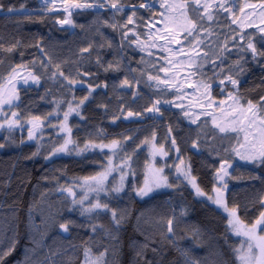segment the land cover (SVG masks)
Wrapping results in <instances>:
<instances>
[{
    "label": "trees",
    "instance_id": "16d2710c",
    "mask_svg": "<svg viewBox=\"0 0 264 264\" xmlns=\"http://www.w3.org/2000/svg\"><path fill=\"white\" fill-rule=\"evenodd\" d=\"M39 1L0 0V86L14 68H26L39 78L37 85L19 89V102L11 108L19 127L0 129V252L12 249L2 264H84L86 249L102 264H191L192 260L240 264L235 250L244 238L235 235L223 207L206 199L215 197L213 189L222 186L216 182L220 159L192 148L193 132L178 114L166 111L157 117L147 111L153 108L147 76L123 30L129 17H157L154 10L140 7L151 0H113L129 6L122 12L83 10L74 16V30L60 26L63 14L34 11ZM249 35L257 51H264L263 33L251 30ZM230 60L229 67L233 63L238 67L229 68L227 74L233 71L241 80L239 98L244 105L251 101L264 114V56L254 59L250 51ZM70 107L75 110L67 120L73 143L64 155L54 156L65 140L58 129ZM36 117L43 130L30 142L26 125ZM169 133L179 147L176 162L185 163L187 170L190 166L205 195H196L176 170L166 171L172 187L146 197L137 195L150 159V141L156 137L168 146ZM114 140L119 145L114 153L77 151L89 142L111 145ZM112 156L116 163L130 165L123 190L114 191L117 173L108 180L106 195H94L108 205L106 211L81 214L73 204L79 192L73 197L66 189L75 191L83 178L104 172ZM225 200L229 209L237 208L243 223L252 226L264 213V167L257 173L236 166ZM64 223L68 231L60 228Z\"/></svg>",
    "mask_w": 264,
    "mask_h": 264
},
{
    "label": "rangeland",
    "instance_id": "374dc122",
    "mask_svg": "<svg viewBox=\"0 0 264 264\" xmlns=\"http://www.w3.org/2000/svg\"><path fill=\"white\" fill-rule=\"evenodd\" d=\"M79 2L90 3L96 6L85 9H74L66 7L65 0H47V3L45 0H40L38 7L34 11L63 14L64 19H70L72 23H60V26L74 30V16L78 12H82L83 10L102 11L104 8L111 11L117 10L110 6L113 0H79ZM219 2L220 0H199V4L194 5L193 0L148 1L143 4L144 8L154 10L157 17L149 18L148 20H138L135 17V19H132L133 23L128 22L125 24L123 36H125V39L128 40L129 38L132 41L135 53L140 55L139 65L142 67V73L147 76V83L153 98L152 109L159 108L158 112L155 110L150 112L154 113L157 117L166 111L178 114L187 124L190 131L193 132V143L191 146L196 152L215 154L220 159L218 160L219 167L221 164H225V162L231 165L227 169L229 175L225 177L224 181L227 183L230 179L231 171L236 166L249 167L257 173L264 167V163L259 160L255 162L242 160L235 154L234 149H239L242 153H248L252 145L259 148L260 141L264 139L261 135L264 132V114L256 106L251 111L248 110L249 105H244L237 93L241 80L239 77H235L236 73L233 71L227 74L229 68L238 69L234 63L231 67L228 66L231 58L237 55L243 56L244 54H249L250 51H247V49L243 50L241 47L242 45L247 46L250 41L254 44L253 36L249 35L250 31L260 32L257 26L264 28V8L261 7V4H264V0H226L225 8L230 9L227 12L216 7ZM69 3H71V0H69ZM162 3L163 7L161 6ZM205 3L211 5L207 13H205L203 8ZM99 5H103V7H99ZM180 5H185L186 7L181 8ZM252 5L255 7H250ZM120 6L121 4H117V8ZM126 7L129 6L123 5V10H127L128 8ZM170 7L171 11L169 10ZM197 10L199 14H197ZM28 11V9L23 8L15 12L23 13ZM69 12L71 13L70 16H68ZM185 12L186 15L184 14ZM208 14H211L213 17L211 21L206 19ZM201 17L204 18L201 19ZM138 21L139 24L137 23ZM189 21H195L199 34L194 32L193 36L186 39L187 33L185 29ZM127 27L134 28L126 30ZM121 29L120 32L122 31ZM177 39L180 41V44H176L175 41ZM205 53H207V56H205ZM16 73H19V75H16ZM29 73L36 76L26 68H17L16 72H13L5 80L4 84L0 86V94H2L3 98H7L13 94L19 96V89L21 87L37 85L39 80L35 82L31 78L28 79L27 84L23 83L22 78L29 77ZM149 76L155 79L149 80ZM229 76L238 83L235 85L230 83L228 80ZM240 78H243V76ZM156 101H160V103L156 104ZM18 102L19 99L13 100L11 105L3 104L0 106V125H3L0 129L19 127L18 123L13 124L11 128L8 125L9 121L17 120L18 115L13 117L11 108ZM65 124L70 129L68 121H63L58 131L65 135V139H71V132L69 134L68 132L61 131V128ZM220 127L226 128L227 131L220 132ZM26 128H28L27 140L34 142L39 139L38 137L43 130V124L39 120H33L26 125ZM241 128H244L248 135L247 143L244 141L245 133L239 131ZM232 129H236V131H232ZM29 132L33 134V138L31 139L29 138ZM167 137L170 140L168 146L160 142L156 137L150 141L148 145L150 159L146 167L142 187L145 186V181L149 185H152L153 179L156 176L167 177V182L169 183L167 170L170 173L171 170H176V174L181 177H183L182 172L187 171L185 163L176 162L180 155L179 147L176 143L173 144V137L170 133ZM241 144H244V148H240ZM70 146L71 144L68 145V147ZM118 148L119 145L115 148L90 149L108 150L110 153H114ZM65 153L61 152L54 156L64 155ZM169 162L172 169L170 166L167 168ZM109 163L113 170L104 183V191H88V185H83V181L77 190H72L75 195L79 192V199L87 195L85 203L83 205L74 204L76 207L82 210V208L88 207L99 200L97 197L94 198V195H106L107 182L117 173V187H121V176H123L124 188L129 174V166H126L125 162L116 163L113 156L109 158L107 168L109 167ZM159 169H163V171L158 172L157 170ZM177 169L181 171H177ZM216 182L217 185L224 183L218 181V179H216ZM92 187H95V185L92 184ZM168 188H154L149 195ZM66 193L70 194L69 192ZM97 210L106 211V209H96L94 211ZM226 214L229 219V213L226 212ZM242 225L244 227L241 230V234L237 235L234 230L233 232L235 235L244 238L245 242L242 245L246 249L247 238L242 232L251 226L243 222ZM257 235H264V232L258 229ZM84 264H102V262L88 255V259L85 260Z\"/></svg>",
    "mask_w": 264,
    "mask_h": 264
},
{
    "label": "snow or ice",
    "instance_id": "6c2138e0",
    "mask_svg": "<svg viewBox=\"0 0 264 264\" xmlns=\"http://www.w3.org/2000/svg\"><path fill=\"white\" fill-rule=\"evenodd\" d=\"M45 2L47 3V0H45ZM225 3L226 0H220V2L216 5V7H218L219 9H223L224 11H230L229 8H225ZM193 4H199V0H193ZM65 6L66 7H71L74 9H85V8H92L96 5L90 4V3H80L79 0H71V3H69V0H65ZM110 6L112 8L117 9V11H122L123 10V5H121L119 8H117V4L116 3H110ZM162 7L164 6L163 3L161 5ZM0 7H3L2 5H0ZM99 7H103V5H99ZM140 7H144L143 4L140 5ZM181 8L186 7L185 5H180ZM211 7V5L205 3L203 5L204 11L205 13L208 12V9ZM250 7H255L254 5L250 6ZM261 7L264 8V4H261ZM169 10L171 11V7L169 8ZM7 11L12 12V11H17V9L14 8H8ZM241 11H243V9H241ZM186 15V12L184 13ZM197 14L198 10H197ZM71 13H68V16H70ZM163 15V14H162ZM204 17H201V19H203ZM207 20L211 21L213 19L211 14H208L206 17ZM128 22L129 23H133L132 21V17L128 18ZM59 23L61 24H71L72 21L70 19H64L59 21ZM258 30L262 33H264V28H259V26H257ZM187 35H186V39L187 37H191L193 36V33L196 32L197 34H199V29L197 28V25L195 23V21H189L187 24V27L185 29ZM126 35V34H125ZM262 40H264V37H262ZM176 44H180V41L177 39ZM247 49L251 51L253 58L255 59L257 56H264V51H260L258 52L255 45L253 43H251V41L247 44ZM85 51H87V49H85ZM182 51V49H181ZM197 55H199L197 53ZM205 56H207V53H205ZM237 64H239V61H237ZM20 67V66H17ZM107 70V69H106ZM242 71V69H241ZM13 72H16V69H13ZM16 75H19V73H16ZM62 75V73H61ZM31 78L33 81L38 82L39 78L36 76H33L31 73H29V77L27 78H22L23 79V83L27 84L28 83V79ZM149 80L155 79L154 77L149 76L148 77ZM228 80L230 83H232L233 85L237 84L238 82L234 79H232L230 76L228 77ZM74 83V82H73ZM124 85H128V81L125 80ZM165 83H167V81H165ZM221 83H223V81H221ZM106 87V85H104ZM14 87V86H13ZM19 96L18 95H10L7 98H3L2 94H0V106H2L3 104H9L11 105L13 100H18ZM85 99H87V97H85ZM261 102L264 103V97L261 98ZM82 103V101H81ZM156 104H159L160 101H156ZM248 105L249 108L248 110L251 111L253 107H255L254 105H252L251 101H248ZM159 111V108L156 107L154 109H148L147 111ZM74 111V109H72L71 107L69 108V112L64 113V120L67 121L68 120V115L70 112ZM129 116H133L134 113L129 112L128 113ZM13 117L17 116L16 112L12 113ZM36 120H39V117L34 118ZM19 123V121L17 120H12L8 122L9 127L11 128L13 124ZM0 127H3V125H0ZM61 131H65L68 132L70 134L71 129H69L67 127V125L65 124L62 128ZM220 132H226L227 129L224 127H220L219 129ZM232 131H236V129H232ZM240 132H244V141L245 143L248 142V135L245 132L244 128L239 129ZM262 137H264V132L261 133ZM29 138H33V134L32 132H29ZM173 144H175V140L172 141ZM73 141L69 138V139H65L64 143L56 148L53 151V155H56L58 153L61 152H68V145L72 144ZM118 145V141H112L111 145H104V144H92V143H86L84 145L83 149H77L78 153L83 152L85 150H88L90 148H107V147H111V148H115ZM195 146V145H194ZM0 147H3V145H0ZM240 148H244V144L240 145ZM162 151V150H161ZM235 154L237 156L240 157V159L242 160H247V161H252L255 162L257 160H259L260 162L264 163V139H262L260 141L259 144V148H257L255 145H252L251 150L248 153H242L239 149H234ZM162 154H166V153H162ZM125 165L129 166L127 161H125ZM231 167V165H228L226 162L225 164H221L220 169L217 171V179L220 182H224L225 181V177L229 175L228 173V168ZM112 167L111 164L109 163V167L104 171V172H100L97 173L94 176H90V177H85L83 178V185H88V191H104V183L107 180L108 175L111 174L112 171ZM158 172H162L163 169H159L157 170ZM177 171H181L180 169H177ZM183 178L185 180H187L191 186L195 189L196 191V195L198 196H203L205 195L204 192L201 191V189L199 188V186L196 183V178L194 176H191V170H190V166H188V170L182 172ZM123 180L124 177L121 176V187H117L114 189V191L119 192L123 190ZM91 182V183H90ZM92 184L95 185V187H92ZM82 185V186H83ZM173 185L169 184L167 182V177H163V176H156L153 179L152 185H149L147 181H145V186L140 188L137 191V195L144 197V196H148L149 193H151L153 191L154 188H160V187H172ZM227 190V183L224 182L222 183V186L219 188H214L213 192L215 194V199H213V197H208V199L212 200L214 204L219 205L221 207H223L225 212L229 213V220H228V224L230 226H232L233 230L236 232L237 235L241 234V230L244 227L242 225V222L239 220V217L237 215V208L234 206L231 209L228 208L226 200L224 198V193ZM67 192H69L73 197L75 196V193L72 191L71 188L66 189ZM87 199V195H85L84 197H82L79 200L74 199L73 200V204H80L83 205L85 203V200ZM108 205L107 204H101L99 202V200H97L96 203L94 204H90L88 207L82 208L81 210V214L84 213H91L96 209H107ZM112 217H113V221L116 225L120 224V220L116 219V212L112 211ZM60 228L63 229L64 231H68V223H64V224H60ZM167 229L168 232H172L173 228H172V220H168L167 221ZM260 230L261 232H264V213L260 214V217L255 220V222L253 223V225L250 228H247L246 230H244L242 232V234L247 238V247L245 249L244 245H241V247L239 249H236L235 251L237 253H239L238 255V260L240 261V264H264V235H257V230ZM96 228L95 226L92 227V231H95ZM14 247V244H13ZM12 249L10 248L8 252H0V264H2V260L3 257L5 255L10 254V251ZM89 249H86L85 251V258L86 260L88 259V253H89ZM101 257H98L97 259H101ZM191 264H198L197 261L192 260Z\"/></svg>",
    "mask_w": 264,
    "mask_h": 264
}]
</instances>
